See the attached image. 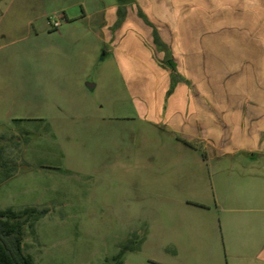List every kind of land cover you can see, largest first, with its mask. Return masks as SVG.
Returning <instances> with one entry per match:
<instances>
[{"label":"rangeland","instance_id":"rangeland-1","mask_svg":"<svg viewBox=\"0 0 264 264\" xmlns=\"http://www.w3.org/2000/svg\"><path fill=\"white\" fill-rule=\"evenodd\" d=\"M129 1L0 0V209L48 210L25 227L36 264H116L121 253L122 264H228L218 201L231 160L211 156L208 129L192 139L144 120L117 64L103 66L82 35ZM225 43L216 71L203 64L190 80L204 110L248 102L249 72L264 84V47Z\"/></svg>","mask_w":264,"mask_h":264},{"label":"crops","instance_id":"crops-1","mask_svg":"<svg viewBox=\"0 0 264 264\" xmlns=\"http://www.w3.org/2000/svg\"><path fill=\"white\" fill-rule=\"evenodd\" d=\"M140 14L157 29L168 49L167 55L176 64L174 75L183 80L176 84L170 96L167 93L173 73L160 65L167 55L156 47L154 30ZM102 21L95 30L84 31L82 35H92L95 51L103 52V66L109 62L117 64L141 117L154 125L163 123L172 133L192 139L200 138L202 129H208L211 156L216 160L223 157L231 160L227 177L219 181V184L224 182L225 188L218 201L228 226L225 238L228 264H264V84L261 77L249 72L244 79L252 87L242 89L248 102L228 103L220 110L216 107L204 110L195 95H190V80L197 77L196 71L202 72L201 65L209 64L208 70L216 71L217 49L223 46L219 45V37L224 36L225 45L231 48L264 47V0H130L128 4H113ZM250 31L257 33L253 40L249 37ZM260 59L257 58L258 63ZM185 63L198 67L191 71L182 67ZM211 65H215L213 69ZM262 68L257 66V76ZM95 88L93 85L89 90ZM186 94L190 102H178L180 95ZM161 98L163 102L159 103ZM92 107L86 103L82 111ZM96 108L99 109L91 110ZM237 160L241 166L238 170L234 169ZM233 178L241 179L238 192L233 190Z\"/></svg>","mask_w":264,"mask_h":264},{"label":"trees","instance_id":"trees-1","mask_svg":"<svg viewBox=\"0 0 264 264\" xmlns=\"http://www.w3.org/2000/svg\"><path fill=\"white\" fill-rule=\"evenodd\" d=\"M119 2L124 3V0H119ZM121 13L122 9L119 10V14ZM140 16L143 17L146 24L153 28L156 47L161 51H165L167 55L168 49L161 41L157 29L142 14ZM160 65L173 73L170 89L167 93V96H170L176 84L183 80L174 75L177 72V68L170 55H167L160 62ZM47 213V209L25 208L20 211H15L11 208L0 209V264H36L31 257L23 252L25 227L27 226L34 233L36 223ZM122 256L123 253L119 254L113 261L116 264H122Z\"/></svg>","mask_w":264,"mask_h":264},{"label":"water","instance_id":"water-1","mask_svg":"<svg viewBox=\"0 0 264 264\" xmlns=\"http://www.w3.org/2000/svg\"><path fill=\"white\" fill-rule=\"evenodd\" d=\"M90 88H93V85H89Z\"/></svg>","mask_w":264,"mask_h":264}]
</instances>
